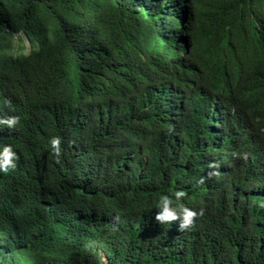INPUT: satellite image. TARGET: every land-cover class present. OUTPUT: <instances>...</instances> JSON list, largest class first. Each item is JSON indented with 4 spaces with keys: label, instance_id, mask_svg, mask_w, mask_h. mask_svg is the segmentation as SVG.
Returning <instances> with one entry per match:
<instances>
[{
    "label": "trees",
    "instance_id": "1",
    "mask_svg": "<svg viewBox=\"0 0 264 264\" xmlns=\"http://www.w3.org/2000/svg\"><path fill=\"white\" fill-rule=\"evenodd\" d=\"M9 116L0 264H264V0H0Z\"/></svg>",
    "mask_w": 264,
    "mask_h": 264
},
{
    "label": "clouds",
    "instance_id": "2",
    "mask_svg": "<svg viewBox=\"0 0 264 264\" xmlns=\"http://www.w3.org/2000/svg\"><path fill=\"white\" fill-rule=\"evenodd\" d=\"M18 117L9 116L6 119L0 120V124H6L9 128L16 124ZM61 139L60 137H52L50 139V145L53 149L54 156L57 158V163H59V157L61 156ZM16 153L12 151L11 146L4 145L0 148V171H7L9 169H14L16 167ZM212 166L211 164L209 165ZM215 174V173H212ZM185 193L182 190H176L174 192V200L172 197L161 194L159 195L156 203V209L158 210L155 215V220L161 224L169 223L176 220L178 217L180 219L179 230L182 231L193 224V218L198 215L197 211L185 207L181 202L180 198L183 197ZM202 211V210H201Z\"/></svg>",
    "mask_w": 264,
    "mask_h": 264
},
{
    "label": "rangeland",
    "instance_id": "3",
    "mask_svg": "<svg viewBox=\"0 0 264 264\" xmlns=\"http://www.w3.org/2000/svg\"><path fill=\"white\" fill-rule=\"evenodd\" d=\"M20 45H23V46H25V47H28V43H27V41H25V40H20V39H15V41H14L15 51H14V52H15L16 55L19 54V50H18V48H19ZM26 54H29V52L26 51Z\"/></svg>",
    "mask_w": 264,
    "mask_h": 264
}]
</instances>
